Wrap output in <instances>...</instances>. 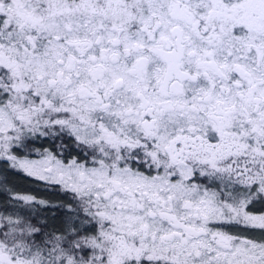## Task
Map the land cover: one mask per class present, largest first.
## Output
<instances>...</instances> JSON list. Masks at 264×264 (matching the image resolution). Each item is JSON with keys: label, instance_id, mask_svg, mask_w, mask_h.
Masks as SVG:
<instances>
[{"label": "snow or ice", "instance_id": "obj_1", "mask_svg": "<svg viewBox=\"0 0 264 264\" xmlns=\"http://www.w3.org/2000/svg\"><path fill=\"white\" fill-rule=\"evenodd\" d=\"M0 264H264V0H0Z\"/></svg>", "mask_w": 264, "mask_h": 264}]
</instances>
